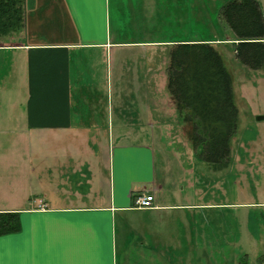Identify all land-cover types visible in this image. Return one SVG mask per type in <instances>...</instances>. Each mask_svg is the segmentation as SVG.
<instances>
[{
	"label": "crops",
	"instance_id": "crops-1",
	"mask_svg": "<svg viewBox=\"0 0 264 264\" xmlns=\"http://www.w3.org/2000/svg\"><path fill=\"white\" fill-rule=\"evenodd\" d=\"M182 1H23V28L0 39V100L14 96L26 126L0 135V157L23 162L19 182L4 188L0 212L18 213L20 231L0 236V264H195V240L230 236L233 209H260L263 244L264 198L233 201L221 182L231 154L215 170L171 129L161 128L166 143L154 135L152 122L177 117L168 62L154 53L187 43ZM152 31L166 37L146 39ZM188 43L231 45L235 55L239 41L228 27ZM250 95L242 91L240 108L260 122L264 107ZM206 170L213 182H196ZM143 193L154 208H135Z\"/></svg>",
	"mask_w": 264,
	"mask_h": 264
},
{
	"label": "rangeland",
	"instance_id": "rangeland-1",
	"mask_svg": "<svg viewBox=\"0 0 264 264\" xmlns=\"http://www.w3.org/2000/svg\"><path fill=\"white\" fill-rule=\"evenodd\" d=\"M225 1L227 0H183L181 8L184 14V30L181 32L182 38H178L188 43L217 36L222 37L224 28L228 29V27L222 21L218 22L217 12ZM165 33V31H152L149 37L148 34L146 35V39L153 41L164 39ZM127 50L129 49H124L121 52L122 55L129 53ZM216 51L222 57L223 64L230 75L233 99L239 111L236 132L230 142V166L222 174L221 182L232 186L233 201H244V198L247 199L246 201H251V196L253 200L261 201L264 198V122H257L251 113L243 114L239 102L243 97L242 91L247 90L251 93L250 99L253 98L257 101L260 98L259 103L264 107V73L262 74L261 70L242 65L235 57L231 45L217 46ZM154 54L159 61L160 59L163 61L165 66L168 57L164 53V49H160ZM261 92L263 93L262 97H260ZM14 98V96H8L5 103H3V96L0 100V135L15 138V136L23 134L22 131L26 130V126L25 122H18L21 121L20 112L12 104ZM252 105L253 107L255 105L253 101ZM20 108L25 107L21 105ZM241 115H244V118H241ZM174 120L175 122L166 120L152 122L156 133L161 131V135L155 133V137L161 138L162 143H166L167 130L162 132L161 128H168L173 131L174 142L188 145L185 123L178 116ZM186 153L184 147H181L178 153L181 160L184 155L186 156ZM187 155L189 157V153ZM9 156L0 157V208H3L5 200L10 203L11 194L4 188L12 184L16 185L21 175L19 171L23 169L21 165L23 162L18 161L16 157L9 158ZM206 164L204 165L207 166ZM239 173L241 174L239 175ZM212 176V173H208L206 170L204 175L201 173L200 179L197 178L195 181L200 184H210L213 182ZM16 198H14V202ZM259 212L260 209L256 208L233 209L230 236L216 240H195V264H259V258L264 250V242L260 244V237L257 238L261 232L257 223V220L261 219ZM198 224L201 228L206 227V223ZM213 243H215L214 248L210 247Z\"/></svg>",
	"mask_w": 264,
	"mask_h": 264
},
{
	"label": "trees",
	"instance_id": "trees-1",
	"mask_svg": "<svg viewBox=\"0 0 264 264\" xmlns=\"http://www.w3.org/2000/svg\"><path fill=\"white\" fill-rule=\"evenodd\" d=\"M24 0H0V39L24 24ZM239 43L235 57L252 69L264 66V18L255 0H229L219 9ZM166 89L186 137L200 161L215 170L227 167L237 128L231 78L210 43H183L169 48ZM20 231L19 214L0 212V236ZM264 263V255L259 264Z\"/></svg>",
	"mask_w": 264,
	"mask_h": 264
},
{
	"label": "built area",
	"instance_id": "built-area-1",
	"mask_svg": "<svg viewBox=\"0 0 264 264\" xmlns=\"http://www.w3.org/2000/svg\"><path fill=\"white\" fill-rule=\"evenodd\" d=\"M154 197L150 193H143L140 195H137L134 199V206L137 209H152L153 206Z\"/></svg>",
	"mask_w": 264,
	"mask_h": 264
},
{
	"label": "water",
	"instance_id": "water-1",
	"mask_svg": "<svg viewBox=\"0 0 264 264\" xmlns=\"http://www.w3.org/2000/svg\"><path fill=\"white\" fill-rule=\"evenodd\" d=\"M257 120L264 121V116L257 117Z\"/></svg>",
	"mask_w": 264,
	"mask_h": 264
}]
</instances>
